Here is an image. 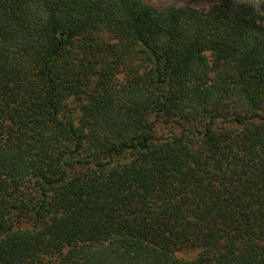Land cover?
<instances>
[{"label":"trees","instance_id":"1","mask_svg":"<svg viewBox=\"0 0 264 264\" xmlns=\"http://www.w3.org/2000/svg\"><path fill=\"white\" fill-rule=\"evenodd\" d=\"M0 264H264V27L0 0Z\"/></svg>","mask_w":264,"mask_h":264},{"label":"rangeland","instance_id":"2","mask_svg":"<svg viewBox=\"0 0 264 264\" xmlns=\"http://www.w3.org/2000/svg\"><path fill=\"white\" fill-rule=\"evenodd\" d=\"M159 9L173 6H191L208 10L217 5H223L231 12H237L255 20L264 27V0H143Z\"/></svg>","mask_w":264,"mask_h":264}]
</instances>
